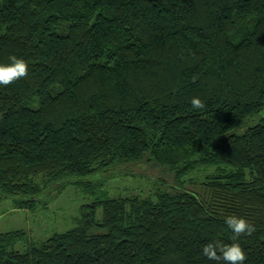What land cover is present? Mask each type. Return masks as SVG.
<instances>
[{"label":"trees","instance_id":"trees-1","mask_svg":"<svg viewBox=\"0 0 264 264\" xmlns=\"http://www.w3.org/2000/svg\"><path fill=\"white\" fill-rule=\"evenodd\" d=\"M13 55L29 71L0 86V200L33 209L71 181L96 197L43 240L0 232V264H218L215 241L264 264V0H0V64ZM151 162L176 182L154 196L81 178ZM228 216L255 231L233 241Z\"/></svg>","mask_w":264,"mask_h":264},{"label":"rangeland","instance_id":"rangeland-1","mask_svg":"<svg viewBox=\"0 0 264 264\" xmlns=\"http://www.w3.org/2000/svg\"><path fill=\"white\" fill-rule=\"evenodd\" d=\"M263 113L264 111L260 115ZM260 115L248 119L239 131L241 132L245 126L255 123ZM132 169L135 170V174L121 173L114 177L81 178L85 181L102 179V188L107 190L111 196H154L158 185L165 187L168 183L176 184L173 172L165 166L151 162L135 165ZM210 171V168L197 167L190 171L184 179L204 178ZM40 181H42L41 178ZM95 197L94 194L85 192L81 186L71 181L61 188L50 185L44 189L33 209L17 208L11 198L1 199L0 232L25 229L28 232L29 242L43 240L56 232L74 227L81 214L82 205L91 203ZM101 216L102 209L100 208L97 217ZM28 245V241H24L19 242L16 247L24 250Z\"/></svg>","mask_w":264,"mask_h":264},{"label":"clouds","instance_id":"clouds-1","mask_svg":"<svg viewBox=\"0 0 264 264\" xmlns=\"http://www.w3.org/2000/svg\"><path fill=\"white\" fill-rule=\"evenodd\" d=\"M9 60L10 63L0 64V86L7 87L28 75L29 64L25 59L13 55ZM191 105L196 109L205 106L199 97H193ZM225 222L234 233L233 241H237L241 235H251L255 231L254 225L243 217L228 216ZM202 255L218 264H244L247 259L246 252L239 242L229 245L219 241L209 242L203 246Z\"/></svg>","mask_w":264,"mask_h":264},{"label":"crops","instance_id":"crops-1","mask_svg":"<svg viewBox=\"0 0 264 264\" xmlns=\"http://www.w3.org/2000/svg\"><path fill=\"white\" fill-rule=\"evenodd\" d=\"M15 206V205H14Z\"/></svg>","mask_w":264,"mask_h":264}]
</instances>
